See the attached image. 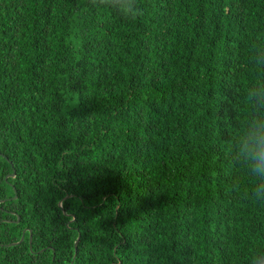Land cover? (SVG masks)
Instances as JSON below:
<instances>
[{
	"label": "trees",
	"instance_id": "16d2710c",
	"mask_svg": "<svg viewBox=\"0 0 264 264\" xmlns=\"http://www.w3.org/2000/svg\"><path fill=\"white\" fill-rule=\"evenodd\" d=\"M138 4L0 0V264L264 250L255 178L226 155L264 77V0Z\"/></svg>",
	"mask_w": 264,
	"mask_h": 264
},
{
	"label": "clouds",
	"instance_id": "9594fccd",
	"mask_svg": "<svg viewBox=\"0 0 264 264\" xmlns=\"http://www.w3.org/2000/svg\"><path fill=\"white\" fill-rule=\"evenodd\" d=\"M100 4L116 7L127 19L134 20L143 14L138 0H96V6ZM253 64L259 72H264L260 61L253 59ZM241 107L246 113L237 121V132L226 155L232 168H243L255 178L251 198L264 201V77L245 90ZM239 188V182H234L232 190L239 192ZM249 264H264V250L255 251Z\"/></svg>",
	"mask_w": 264,
	"mask_h": 264
},
{
	"label": "water",
	"instance_id": "95a60500",
	"mask_svg": "<svg viewBox=\"0 0 264 264\" xmlns=\"http://www.w3.org/2000/svg\"><path fill=\"white\" fill-rule=\"evenodd\" d=\"M15 176V173H13V175H12V177H14ZM24 240V238H22V240L21 241H23Z\"/></svg>",
	"mask_w": 264,
	"mask_h": 264
}]
</instances>
